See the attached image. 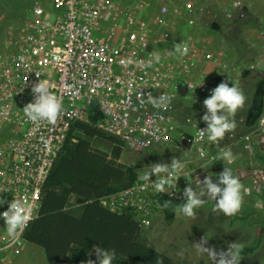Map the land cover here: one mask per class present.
Masks as SVG:
<instances>
[{
  "label": "built area",
  "instance_id": "2783aa9c",
  "mask_svg": "<svg viewBox=\"0 0 264 264\" xmlns=\"http://www.w3.org/2000/svg\"><path fill=\"white\" fill-rule=\"evenodd\" d=\"M160 1L157 14L151 17L155 3L152 0L134 2L128 7L121 0H40L32 6V20L20 35L0 43V135L7 133L0 142V198L10 203L16 195L33 205V218L12 247L7 246L6 224L0 219L4 225L0 251L23 248L26 231L40 215L44 186L70 129L76 121H88L92 108L100 115L97 126L121 137L126 151L149 152L173 143L179 149L175 135L183 124L194 122L192 116H187L182 123L180 100L187 98L189 92L210 95L215 81L226 80L227 73H222L225 67L219 59L214 61V54L202 50L203 65H196L192 60L200 47L189 42L188 35L173 37L171 23L182 19L191 26H209L203 18L206 7L192 0L180 5L157 0ZM217 3L222 5L219 0ZM237 4L235 1L234 7ZM242 8L237 13L241 20L246 19ZM214 13L217 18L218 13ZM182 41L189 48L183 57L173 48ZM164 44L168 45L165 53L159 50ZM154 50L160 53V62L141 65L139 61L150 59ZM207 65L218 68V74H210L209 81H203L204 74L190 75V71ZM37 73L39 79L49 81L50 91L63 97L64 110L55 124H33L23 113L24 106L33 100L31 89L38 81ZM148 93L153 97L166 94L171 101L168 109L154 108L147 102ZM259 127L240 137L238 143L246 152L254 147L257 150L253 137ZM199 128L182 137L189 149L198 151L199 161H191L194 167L182 161L185 167L178 179L166 185L165 193L155 192L151 182L147 188L142 187L144 182L139 179L133 186L103 198L102 205L117 214L132 209L144 229L151 227L164 200L183 199L188 184L197 186V179L211 175L210 167L220 161L219 142L211 143L207 136L199 138ZM257 144L264 148V139ZM211 145L219 149L218 154L210 153ZM155 180L153 175L152 181ZM251 189H246V193ZM8 206H0V213L7 211Z\"/></svg>",
  "mask_w": 264,
  "mask_h": 264
},
{
  "label": "rangeland",
  "instance_id": "374dc122",
  "mask_svg": "<svg viewBox=\"0 0 264 264\" xmlns=\"http://www.w3.org/2000/svg\"><path fill=\"white\" fill-rule=\"evenodd\" d=\"M35 1L0 0L1 44L3 41H7V38L9 39L15 34H19L25 24V18L28 15V3L33 5ZM138 1L141 0H121L122 4L126 7ZM169 1L173 2L172 5H180L185 0ZM192 1L203 4L206 7V13L203 18L207 14H210V8L216 11L221 17V20H215L218 21L219 25H215L213 27L214 29H207L199 23L191 26L182 19L179 22L171 23L174 27L173 37L179 39L178 35H183V37L188 35V41L194 44L196 43L200 47L199 52L192 60L196 65L202 64L200 62L202 60L200 58L202 50L214 54V61L219 59L221 65L225 67L222 73H227L226 80L230 79L229 86H232V83L235 84L246 96L244 107L238 110L235 116L237 123L235 136L232 137V132H230L226 134L223 140L218 141L220 149L225 146L231 147L235 159L231 163L220 160L210 167V172H222L225 167H229L225 164L230 165L229 168H231L234 175L240 179L241 176L243 177L241 182L244 189H252L250 193L244 192L242 208L232 217H226L223 213L213 212V206L206 208L203 205L201 208L196 209L195 218H187L177 213V211L174 214L167 215L164 208H162L160 212L155 214L157 216L153 218L152 226L145 229V231L150 242L159 251L170 256L175 264H212V261L206 254H197L192 246L204 236L209 239L207 246H215L217 251L221 248L226 251L227 243L239 240L245 244L241 252L240 264H264V162L257 156L255 147L251 152H246L242 144L238 143L242 135L250 134L260 126L256 131L258 134L253 137V141L255 142V146H258V149L264 152L262 144H257L260 139H264V126L262 127L260 124V119L264 116V78H262L264 76V0H219L222 4L221 6L217 3L218 0ZM235 1L238 3L237 8L234 7ZM153 2H155L156 6L152 13L157 14L162 1L158 3L157 0H152ZM241 8L246 13V19L244 20H240L237 16ZM206 19L211 27L212 22L209 21V18ZM221 25H225V27L222 26L223 31L219 28ZM8 30H10L9 33H7ZM157 39L158 37L155 38V40ZM157 45L160 46V44ZM167 46V44H164L159 50L165 53L164 49ZM262 49L263 53H261ZM217 69L216 65L215 67L213 65H207L206 67L197 68V71H190V75L198 73L204 74L205 79L203 81H209L210 74L215 76L218 74ZM221 82L223 81H215L214 86H217ZM188 95L190 96L188 97ZM197 95L199 94L189 92L187 98L184 97L180 100L179 105L181 111L179 117L181 119L182 117L190 116L189 112L191 110V112L198 111L197 113H201L203 116L206 110L202 105L195 103ZM252 109H254V113H257V118L253 115L255 117L253 121L257 123L253 129L247 127L250 124H248L249 117L252 118V115H250ZM201 117L194 119L196 126L193 124L184 126L175 135L176 139H182L187 132H192L199 127L206 128V124L200 122L202 120ZM246 131L248 132L246 133ZM239 133L240 135H237ZM6 134L0 135V142L5 139ZM95 146L107 153L110 152V146L104 142H97ZM209 148L211 154L215 153L216 150L212 145ZM182 149L167 146L153 148L149 152L144 151L139 153L129 149L126 151L125 149L120 162L125 165H130L141 172V169H145L146 171V166L154 162H162L163 160L171 161L173 157H176L178 159L181 158L190 167H194L191 161L196 162L197 157H199L198 151L193 148H188L186 151L190 155L185 157L184 155H180ZM187 169L191 170L192 168ZM257 201L261 202V207L256 206ZM3 228L4 225L0 221V231H3ZM250 248L253 250H248ZM0 264L50 263L42 247L26 244L23 249L17 252L7 253L6 250H1Z\"/></svg>",
  "mask_w": 264,
  "mask_h": 264
},
{
  "label": "trees",
  "instance_id": "16d2710c",
  "mask_svg": "<svg viewBox=\"0 0 264 264\" xmlns=\"http://www.w3.org/2000/svg\"><path fill=\"white\" fill-rule=\"evenodd\" d=\"M191 111L194 119L202 116ZM251 111L247 127L253 129L257 113ZM99 118L98 110L92 108L88 121L73 123L44 186L40 215L25 233L27 244L44 248L50 264H81L89 259L93 246L114 250L113 264H155L158 257L164 264H175L150 242L132 209L117 214L102 205L103 198L137 183L140 172L119 162L126 143L99 128ZM97 142L108 144L110 152L97 148ZM257 156L264 162V152L258 148ZM164 201H171L164 210L174 214L182 199ZM91 259L96 260L95 253Z\"/></svg>",
  "mask_w": 264,
  "mask_h": 264
},
{
  "label": "clouds",
  "instance_id": "9594fccd",
  "mask_svg": "<svg viewBox=\"0 0 264 264\" xmlns=\"http://www.w3.org/2000/svg\"><path fill=\"white\" fill-rule=\"evenodd\" d=\"M173 48L174 52L181 57L186 56L189 51L188 45L183 41L175 43ZM149 57L150 59L147 61L141 59L139 63L141 65H151L153 60L157 63L161 60L160 53L155 50L149 54ZM36 76L38 81L32 85L31 89L33 100L24 106L23 113L33 124H39L40 122L55 124L64 110L63 97L50 91L49 81L39 79V73ZM229 80L219 83L203 101L206 111L201 119L206 124V128H199L198 136L201 139L207 136L209 141L217 142L223 140L227 133L234 132L237 128L235 116L238 110L244 107L246 96L235 84L232 83V86H229ZM147 102L158 110L166 111L171 101L166 94L153 97L151 93H148ZM260 120L261 123H264V116ZM189 123H191V118H189ZM218 159L226 163L233 162L235 156L231 147L225 146L222 148ZM146 167L147 170H142L139 176V179L144 182L142 187L147 188L149 182H151V186L155 192L165 193L166 185H171L174 178H179V174L185 165L181 158L173 157L170 163L158 162ZM153 175L156 177L155 182L152 181ZM215 175V182L213 174H208L203 180L198 178L197 187L200 189L199 191L188 184L183 191L182 201L185 202L176 205L177 213L187 218H195V210L201 208L207 201H212L214 202L213 212L223 213L226 217L236 215L242 208L243 194L247 190L244 189L241 179L234 175L229 167H225L221 173ZM170 203L171 201H164L161 207L166 209ZM4 204H8L9 206L7 211L0 213V219H3L6 224L7 246L12 247L20 241L24 230L31 222L33 218V205L26 198L16 195L10 203L0 198V206ZM256 206L261 207V202L257 201ZM2 232L0 231V235ZM26 244L27 241L25 240L24 246ZM208 244L209 239L204 236L192 246L197 254H206L212 261V264H240L241 252L245 247L243 242L237 240L227 243L226 251L223 248L217 251L215 246L208 247ZM20 250L6 251L10 253ZM93 253H95L96 260L91 259ZM88 256L89 259L81 261V264H113L116 253L114 250L110 251L99 246H93ZM155 264H164L163 258L158 257Z\"/></svg>",
  "mask_w": 264,
  "mask_h": 264
},
{
  "label": "crops",
  "instance_id": "0c3cea01",
  "mask_svg": "<svg viewBox=\"0 0 264 264\" xmlns=\"http://www.w3.org/2000/svg\"><path fill=\"white\" fill-rule=\"evenodd\" d=\"M38 1H40V0H36L34 3H33V5H30L31 3H28V10H27V12H28V15H27V17L25 18V24H27L29 21H31L32 20V15H31V9H32V6H34V4L36 3V2H38ZM45 0H42V2H44ZM46 3V2H45ZM44 3V4H45ZM156 5H155V3H153V9H154V7H155ZM153 9H152V11H153ZM152 11L150 12V16L152 17V15H153V13H152ZM209 11H211L210 12V16L209 15H206V17H205V19L206 18H211L209 21H211L212 23H213V27L215 26V25H217L218 24V21H215V20H221V17H220V15L219 14H217V18L214 16L215 15V13L212 11V10H209ZM49 14V13H48ZM207 20V19H206ZM241 20V19H240ZM242 20H244V19H242ZM17 21V20H16ZM16 21H14V22H16ZM24 24V26L21 28V31H23L25 28H26V25ZM219 25V24H218ZM222 26H224L225 27V25H221L219 28H220V30H222L223 31V28H222ZM203 27H206L207 29L208 28H212V27H210V26H203ZM11 28V27H10ZM214 29V28H213ZM225 29V28H224ZM11 30H12V28H11ZM10 32V30H8L7 31V33H9ZM163 33V30H160V34H162ZM20 34H15L12 38H14V39H16L18 36H19ZM10 39V38H9ZM9 39L7 38V41H9ZM13 39V42H15V40ZM7 41H3L2 42V44H4L5 42H7ZM260 53V52H259ZM261 53H263V49L261 50ZM262 78H264V76L262 77ZM190 95H188V97H189ZM209 95H197L196 97L197 98H195L196 99V102H197V104H200V105H202V107H203V99H205V98H207ZM204 110V109H203ZM188 117H190V116H188ZM185 119H186V117H183V121H182V123L185 121ZM194 121V120H193ZM193 125H195V122H193L192 123ZM192 124H183L182 125V128H184V126H189V125H192ZM203 124V123H202ZM196 126V125H195ZM197 127H199V125H197ZM181 128V129H182ZM241 128V127H240ZM198 129V128H197ZM196 129V130H197ZM196 130H194V131H192V132H187V133H195L196 132ZM236 130V129H235ZM10 135V134H9ZM237 135H240V133L239 134H237ZM235 136V131L234 132H232V137H234ZM175 142L176 143H178V144H180L181 145V147L180 148H183L182 149V153L180 154L181 156H188V155H190L189 154V152H187L186 150H188V145H186V144H184V138H182V139H180L179 140V138H177L176 140H175ZM176 145L177 144H172V146L171 147H173V148H176ZM234 149V148H233ZM185 150V151H184ZM235 151H237V150H235ZM181 152V151H180ZM215 153L216 154H218L219 153V149H216V151H215ZM171 156V155H170ZM168 158V157H167ZM170 158V157H169ZM196 160V159H195ZM199 161V157H197V160H196V162H198ZM158 162H160V161H158ZM158 162H156V163H158ZM162 162H165V163H170L171 161H162ZM155 163V162H154ZM216 164V163H215ZM226 166H229L230 167V165H227V164H225ZM219 173H221L220 171H218V172H212L211 173V175L213 174V179H214V182H215V178H216V175L215 174H219ZM243 177L241 176V179H242ZM197 191H199L200 189L197 187V186H193ZM184 202H182L181 204H183ZM213 204H214V202H212V201H207L205 204H204V207H206V208H209V207H212L213 206ZM164 212V211H163ZM166 212V211H165ZM167 213V212H166ZM167 215H171V214H168L167 213ZM161 217V216H160ZM42 250H44L43 248H42ZM44 252H45V250H44Z\"/></svg>",
  "mask_w": 264,
  "mask_h": 264
},
{
  "label": "water",
  "instance_id": "95a60500",
  "mask_svg": "<svg viewBox=\"0 0 264 264\" xmlns=\"http://www.w3.org/2000/svg\"><path fill=\"white\" fill-rule=\"evenodd\" d=\"M184 144H187V140L186 139H184Z\"/></svg>",
  "mask_w": 264,
  "mask_h": 264
},
{
  "label": "bare ground",
  "instance_id": "6f19581e",
  "mask_svg": "<svg viewBox=\"0 0 264 264\" xmlns=\"http://www.w3.org/2000/svg\"><path fill=\"white\" fill-rule=\"evenodd\" d=\"M207 15H208V14H207ZM234 15H235V14H234ZM209 16H210V15H209ZM210 19H211V18H210ZM239 22H240V21H239ZM251 43H252V42H251ZM251 45H252V44H251ZM198 52H199V51H198ZM198 52H197V53H198ZM128 163H129V162H128ZM70 207H71V206H70ZM225 227H226V226H225Z\"/></svg>",
  "mask_w": 264,
  "mask_h": 264
},
{
  "label": "flooded vegetation",
  "instance_id": "af4514ba",
  "mask_svg": "<svg viewBox=\"0 0 264 264\" xmlns=\"http://www.w3.org/2000/svg\"><path fill=\"white\" fill-rule=\"evenodd\" d=\"M250 115H252V111L250 112ZM250 115H249V116H250Z\"/></svg>",
  "mask_w": 264,
  "mask_h": 264
}]
</instances>
